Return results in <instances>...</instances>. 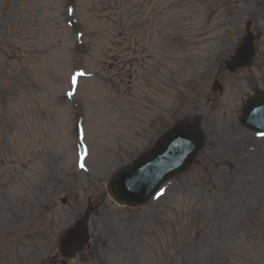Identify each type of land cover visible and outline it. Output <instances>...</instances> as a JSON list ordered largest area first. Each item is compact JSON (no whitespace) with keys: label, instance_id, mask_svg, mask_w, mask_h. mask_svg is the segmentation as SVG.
Segmentation results:
<instances>
[{"label":"rangeland","instance_id":"1","mask_svg":"<svg viewBox=\"0 0 264 264\" xmlns=\"http://www.w3.org/2000/svg\"><path fill=\"white\" fill-rule=\"evenodd\" d=\"M105 1L0 0V264H24L26 254L44 264L54 239L19 247L13 219L23 227L36 216L56 237L118 167L194 115L192 106L203 117L206 161L156 203L130 210L105 200L91 220V256L70 264H264V140L235 124V93L249 82L231 86L222 70L223 93L210 91L236 30L264 0H218L212 9L208 0H118V12ZM76 70L94 76L78 80L69 102Z\"/></svg>","mask_w":264,"mask_h":264},{"label":"snow or ice","instance_id":"2","mask_svg":"<svg viewBox=\"0 0 264 264\" xmlns=\"http://www.w3.org/2000/svg\"><path fill=\"white\" fill-rule=\"evenodd\" d=\"M75 14V8L74 7H71V6H68L66 7V15L68 17H72L73 15ZM83 36V33H77L76 35V39L77 40H80ZM87 75V73L83 72V71H77L74 75H72L71 77V89L70 91L67 92V97L69 99H71L75 94H76V89L78 87V78H81V77H85ZM83 135V132L81 130V136ZM262 137H264V133H261L260 134ZM81 161H83V156H81ZM79 167L81 169H83L84 171H87V168H85V165L83 162H81L79 164ZM164 191L165 190H161L157 195H156V199H159L161 196L164 195Z\"/></svg>","mask_w":264,"mask_h":264},{"label":"bare ground","instance_id":"3","mask_svg":"<svg viewBox=\"0 0 264 264\" xmlns=\"http://www.w3.org/2000/svg\"><path fill=\"white\" fill-rule=\"evenodd\" d=\"M191 112H200L197 106H192Z\"/></svg>","mask_w":264,"mask_h":264},{"label":"water","instance_id":"4","mask_svg":"<svg viewBox=\"0 0 264 264\" xmlns=\"http://www.w3.org/2000/svg\"><path fill=\"white\" fill-rule=\"evenodd\" d=\"M135 168L131 169L130 171L134 170Z\"/></svg>","mask_w":264,"mask_h":264}]
</instances>
